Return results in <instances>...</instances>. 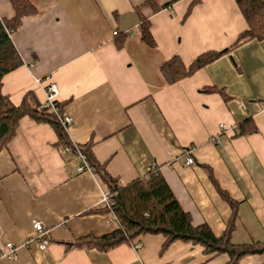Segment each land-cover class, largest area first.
<instances>
[{"label": "crops", "instance_id": "obj_1", "mask_svg": "<svg viewBox=\"0 0 264 264\" xmlns=\"http://www.w3.org/2000/svg\"><path fill=\"white\" fill-rule=\"evenodd\" d=\"M31 2L37 12L11 33L23 63L2 77L0 92L18 105L31 90L42 103L48 80L56 82L62 115L72 119L65 127L69 140L90 142L95 159L119 184L156 164L192 223H206L219 236L232 209L211 172L237 204L231 241L263 240L264 39L231 47L247 28L236 0H198L189 13L191 0L156 12L146 0ZM13 13L10 0H0V18ZM139 14L149 20L153 46L140 39ZM116 32L125 33L120 43ZM227 47L173 84L159 72L174 54L189 64ZM246 119L257 130L237 135L233 126ZM57 140L48 123L24 116L0 151V241L18 247L17 259L0 258V264H227L226 253L210 257L191 242L163 248L161 234H140L137 242L108 251L73 244L118 224L112 212L91 211L104 207L106 184L93 170L77 172L79 158ZM186 156L192 164H184ZM34 219L48 229L45 248L35 239ZM237 264H264V254L245 255Z\"/></svg>", "mask_w": 264, "mask_h": 264}, {"label": "trees", "instance_id": "obj_2", "mask_svg": "<svg viewBox=\"0 0 264 264\" xmlns=\"http://www.w3.org/2000/svg\"><path fill=\"white\" fill-rule=\"evenodd\" d=\"M175 1L177 0H167L163 4H159V0H146L145 4L150 6L153 12H156L171 6ZM196 2L198 0H191L186 13H189L191 6ZM236 2L247 23V28L238 34L231 47L247 39L263 40L264 0H236ZM10 4L14 12L13 15L9 18H0V88L2 77L23 63L12 41L11 33L21 25L23 17L37 12L31 0H10ZM138 29L140 39L147 45L153 46L154 40L150 33L149 20L142 14H139ZM124 35L125 33L116 32L115 42L120 43ZM229 49L230 47L206 51L196 56L189 64H185L179 55L174 54L160 64L159 72L165 83L170 85L190 76L197 69L226 53ZM202 90L219 92L224 96V92L215 87H204ZM58 104L59 115L48 108H42L41 103L36 100L31 90L24 94L18 105L13 104L7 95L0 92V151L7 147L15 135L20 119L28 116L36 122L48 123L57 134L58 145L69 146L72 151H75L77 147L85 155L86 161L106 184L110 194L108 205H103L102 209L91 211L112 212L118 228L101 237L81 236L73 244L79 247L108 251L123 243L137 242L134 239L140 234H161L164 236L163 248L176 240L191 242L200 245L203 253L210 257L226 253L229 256L227 264H237L239 259L245 255L264 254V239L241 244L231 241L237 204L219 187L211 172H209V176L217 192L232 209V215L219 236L215 235L206 223L198 225L192 223L189 213L181 207L156 164H153L143 176L133 179L128 184H119L118 180L106 171L104 164H100L95 159L90 142L78 145L69 140L66 129L60 122L62 105L60 102ZM238 127L237 135L257 130L250 119L244 120L238 124Z\"/></svg>", "mask_w": 264, "mask_h": 264}, {"label": "built area", "instance_id": "obj_3", "mask_svg": "<svg viewBox=\"0 0 264 264\" xmlns=\"http://www.w3.org/2000/svg\"><path fill=\"white\" fill-rule=\"evenodd\" d=\"M34 81L35 83L41 82L40 79L38 78H36ZM56 94H57L56 82L52 80H48L46 84V97H45V100L41 103V107L48 108L54 113H56L57 115H59V104H58L59 102L56 98ZM71 120L72 119L70 116H67V115L60 116V122L64 127H66L71 122ZM220 129L226 130V125L222 124ZM232 130H234L235 133H238L239 132L238 125L233 126ZM63 151H72V150L70 149L69 146H64ZM72 152H74L75 155L80 160V163L76 166L77 172H82L85 170L92 171V167L86 161L85 155L82 152H80L77 147H76V150ZM192 163H193V159L190 156H186L184 164L190 165ZM101 201L104 205L109 204L110 194L108 190H104L102 192ZM32 227L35 231V239H37L39 247L45 248L50 243L48 229L38 219H34L32 221ZM136 246L138 247L140 246V244L137 243ZM17 250H18V247L13 242L2 243L0 241V258L15 260L17 259V254H18Z\"/></svg>", "mask_w": 264, "mask_h": 264}]
</instances>
